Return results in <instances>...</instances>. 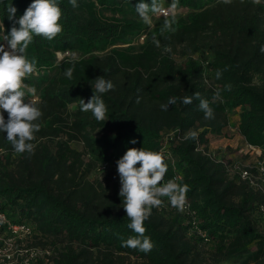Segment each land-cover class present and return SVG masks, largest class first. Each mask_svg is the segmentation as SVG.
<instances>
[{
    "label": "trees",
    "instance_id": "16d2710c",
    "mask_svg": "<svg viewBox=\"0 0 264 264\" xmlns=\"http://www.w3.org/2000/svg\"><path fill=\"white\" fill-rule=\"evenodd\" d=\"M31 2L0 0L4 34L13 26L6 6L12 3L18 19ZM57 2L62 32L51 41L34 37L26 51L37 61L34 73L24 80L35 90L27 98L36 94L34 103L42 111L32 141L34 154L15 153L0 133V148L6 150L0 158L2 209L13 220L28 221L43 234L67 241L53 264H130V258L133 264H203L207 258L199 245H211L215 261L264 264V219L257 210L264 196L228 178L220 163L197 149L207 144V134H220L226 113L235 108L241 136L264 146V0H174L191 12L166 17L171 28L163 33L165 18L159 17L139 49L131 44L146 27L135 10L139 0H77L78 7L69 0ZM162 2L158 0L161 7ZM177 48L184 56L180 63L174 56ZM202 50L208 65L193 56ZM65 51L79 57L57 62V52ZM73 64L69 79L65 70ZM99 76L114 84V90L102 95L108 109L105 122L82 112L79 105V99L92 97ZM227 84L230 91L225 90ZM217 91L219 98L214 99ZM195 92L209 101L213 119L204 118L198 100L182 103L181 98ZM172 97L177 103L161 110ZM170 128L191 132L167 144L174 161L163 157L168 168L164 181L173 178L175 167L180 173L177 183L188 185L186 201L209 240L189 234L187 216L162 198L163 204L153 208L145 222V235L154 244L145 254L121 246V238L135 233L127 227L119 189L108 192L100 178L88 177L99 163L117 162L128 148L161 153L159 137ZM192 132L195 139L188 138ZM74 140L82 141V151L70 144Z\"/></svg>",
    "mask_w": 264,
    "mask_h": 264
},
{
    "label": "clouds",
    "instance_id": "9594fccd",
    "mask_svg": "<svg viewBox=\"0 0 264 264\" xmlns=\"http://www.w3.org/2000/svg\"><path fill=\"white\" fill-rule=\"evenodd\" d=\"M230 4L232 0H222ZM259 3L260 0H254ZM73 7H78L77 0H69ZM175 7V5H173ZM135 10L146 25H152L153 16L160 14L163 9L158 0H139ZM8 19L13 22L10 31L5 33L4 24L0 23V35L6 46L0 43V133L5 134L6 140L11 144L15 153L34 154L35 133L40 130L37 121L42 116L40 108L27 98L28 93H34V89L24 83L27 76L36 70L37 61L29 59L26 51L33 42L34 37H42L49 41L53 40L62 32V9L57 0H32L25 9L23 15L16 19L17 9L10 5L5 8ZM16 25H19L17 27ZM171 28V22L165 18L161 27V33ZM153 43L159 47V40L153 37ZM264 53V45L260 47ZM74 59V58H73ZM74 64L65 70V76L72 78ZM222 72L216 71V78L220 79ZM93 95L85 102L79 99L80 110L91 112L98 122H105L107 118V106L102 95L114 90L112 81L104 76L94 80ZM225 90L230 91L231 85H225ZM219 91L214 94V99L219 98ZM175 97L169 98L166 104H161V110L167 111L170 105L177 103ZM182 99L184 105H189L193 99L199 101V109L204 113L205 119H213L214 111L209 101L201 97L199 92ZM140 98H137L139 103ZM7 113L5 119L4 113ZM99 131V130H98ZM97 131V132H98ZM195 139L196 133L192 132L190 137ZM135 144L136 141L132 140ZM119 175V196L122 198L123 209L130 221L127 227L135 233L127 239L121 238V246L139 250L145 254L149 253L154 244L150 237L145 235L147 229L145 222L150 218L153 208L163 204L162 198H167L169 203L182 211L186 203L188 185H180L175 180L164 182L167 173V164L161 153L144 147L128 148L123 156L116 162ZM139 165V166H138Z\"/></svg>",
    "mask_w": 264,
    "mask_h": 264
},
{
    "label": "built area",
    "instance_id": "2783aa9c",
    "mask_svg": "<svg viewBox=\"0 0 264 264\" xmlns=\"http://www.w3.org/2000/svg\"><path fill=\"white\" fill-rule=\"evenodd\" d=\"M163 11L158 17L166 18L173 14L174 10L169 6H162ZM63 53V54H62ZM68 51L57 52V56H65ZM208 65V61L204 60ZM191 130L181 132L177 128L165 129L159 137V151L163 157L174 161L167 144L171 140H180L188 135ZM209 142L198 144L197 149L209 156L215 162L222 165L226 176L230 179L243 181L253 190L264 196V146H256L248 143L244 138L242 143L235 146L231 152L229 147H223L222 151L211 148ZM6 150L0 148V158ZM117 170V164L114 160H107L99 163L95 171L99 174L105 170ZM175 175L171 180L180 178V173L174 167ZM165 182V181H164ZM168 204L173 207L169 201ZM178 210V209H177ZM257 210L264 219V201L257 205ZM180 211V210H178ZM188 218V232L209 240L207 230L199 226V220L195 211L191 208L190 203L186 201L182 211ZM48 235L38 231L35 226L25 220H13L2 209L0 199V264H53L54 258L57 257L58 251L50 243H33V240L46 241Z\"/></svg>",
    "mask_w": 264,
    "mask_h": 264
},
{
    "label": "rangeland",
    "instance_id": "374dc122",
    "mask_svg": "<svg viewBox=\"0 0 264 264\" xmlns=\"http://www.w3.org/2000/svg\"><path fill=\"white\" fill-rule=\"evenodd\" d=\"M173 5H175V7H173ZM162 6H169L171 7L174 12H173V16H182V17H186V15L191 12V9H189L186 6H177L174 3V0H163L162 2ZM106 15H110L109 12L105 13ZM159 17L157 15L153 16V23L152 25H146V27L142 30V34L139 36H135L133 39V42L131 43L135 49H139V46L141 45V43L143 42L145 36H146V32L152 28L155 24H156V20ZM123 46H127V44H122ZM6 46V45H5ZM110 48V47H109ZM108 48V49H109ZM107 49V50H108ZM6 50H7V46H6ZM180 48L176 49V52L174 53L175 56V60L180 63L182 61V59L184 58L183 55H181L180 53ZM104 51L99 52V54H102ZM69 52V51H68ZM63 54V53H62ZM194 57L196 58H200L203 60H207L206 58L207 53L205 51H199L197 53L193 54ZM69 57H79V55L77 53H72L69 52L68 54H66L65 56H57L56 54V58H57V62H60L62 59L65 58H69ZM31 101H36L38 99V96L36 94H33L31 97L28 98ZM239 108H235L233 110H230L226 113L225 115V119H226V125L225 127L227 128H223V130L220 132V134H215V133H209L207 134L208 137V142H209V146L211 147V145L213 144H217L218 142L214 143L216 140H218L219 138L225 136L226 138H228L229 140L231 139H235V141L237 140L236 144L234 146H229L226 145V147H229L230 151L232 152L235 148V146L239 145L242 143L243 137L241 136V134L238 131V118H239ZM199 130V129H198ZM220 135V136H219ZM73 147H75L77 150L82 151L83 150V143L80 140H74L70 143ZM211 144V145H210ZM216 148V147H215ZM213 147V149H215ZM100 178V180L102 181L103 185L106 187V190L108 192H111L115 189V187H117L118 189H120V183H119V175L117 173V170L114 169H108L105 170L103 172H101L100 174L93 170L92 173L89 175V179H95V178ZM166 202H168V199L165 197ZM30 244L33 243H50L51 246H54L55 250H60L63 248V246L67 243V241L65 239H63L61 236H51L48 235L46 237V241L43 242L42 240H33L31 242H29ZM199 251H201L203 253V255L207 258L204 260L203 264H240V261H236L234 259H228V260H218L215 261L211 258V253H212V246L209 245H199L198 246ZM134 258H130L129 262H131L130 264H133V260ZM124 264H129L126 263L124 261Z\"/></svg>",
    "mask_w": 264,
    "mask_h": 264
},
{
    "label": "crops",
    "instance_id": "0c3cea01",
    "mask_svg": "<svg viewBox=\"0 0 264 264\" xmlns=\"http://www.w3.org/2000/svg\"><path fill=\"white\" fill-rule=\"evenodd\" d=\"M239 119V118H238ZM227 128V127H225ZM220 136V135H219ZM218 142L217 144H213L211 145V148H215L216 150H219V151H222L223 150V147H225L226 145H229V146H234L237 142V140L235 141V139H231L229 140L228 138H226L225 136L219 138L218 140H216L214 143Z\"/></svg>",
    "mask_w": 264,
    "mask_h": 264
}]
</instances>
